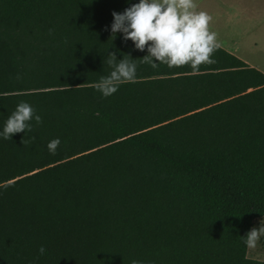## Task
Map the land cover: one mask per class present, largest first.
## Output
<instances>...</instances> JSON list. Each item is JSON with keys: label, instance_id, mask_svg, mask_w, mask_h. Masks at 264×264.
Returning a JSON list of instances; mask_svg holds the SVG:
<instances>
[{"label": "trees", "instance_id": "16d2710c", "mask_svg": "<svg viewBox=\"0 0 264 264\" xmlns=\"http://www.w3.org/2000/svg\"><path fill=\"white\" fill-rule=\"evenodd\" d=\"M135 2L0 0V127L20 101L41 117L0 139V264H264L241 238L264 216V72L219 45L196 71L140 63L108 27ZM108 51L137 71L103 97Z\"/></svg>", "mask_w": 264, "mask_h": 264}, {"label": "clouds", "instance_id": "9594fccd", "mask_svg": "<svg viewBox=\"0 0 264 264\" xmlns=\"http://www.w3.org/2000/svg\"><path fill=\"white\" fill-rule=\"evenodd\" d=\"M196 9L195 0H137L123 11L111 13L109 37L112 41L120 33L122 40H130L136 50H146L140 63H147L152 68L158 63L169 68L188 64L196 71L201 63L213 62L210 57L218 47L216 34L208 27L210 16ZM125 57L117 59L115 52L111 51L105 55L104 62L111 70L94 84L103 97L115 93L122 83L136 79L135 59L128 54ZM30 121L39 124L41 117L32 105L20 101L0 127V139L9 140L13 133L31 131ZM59 144V137H55L47 142L46 148L54 155ZM241 238L247 248H255L264 239V224L251 228ZM37 251L43 255L45 247L41 245ZM131 264L139 262L133 260Z\"/></svg>", "mask_w": 264, "mask_h": 264}, {"label": "crops", "instance_id": "0c3cea01", "mask_svg": "<svg viewBox=\"0 0 264 264\" xmlns=\"http://www.w3.org/2000/svg\"><path fill=\"white\" fill-rule=\"evenodd\" d=\"M195 3L197 11H204L210 16L208 27L216 34L217 44L238 56L235 37L238 33L234 31V25L252 22L258 10L256 8L264 0H195Z\"/></svg>", "mask_w": 264, "mask_h": 264}, {"label": "rangeland", "instance_id": "374dc122", "mask_svg": "<svg viewBox=\"0 0 264 264\" xmlns=\"http://www.w3.org/2000/svg\"><path fill=\"white\" fill-rule=\"evenodd\" d=\"M256 9L252 22L234 25V31L238 33L235 36L238 42L236 50L241 59L264 72V3ZM260 223L264 224V216L255 218L251 228L258 227ZM247 256L264 261V239L255 248H247Z\"/></svg>", "mask_w": 264, "mask_h": 264}]
</instances>
